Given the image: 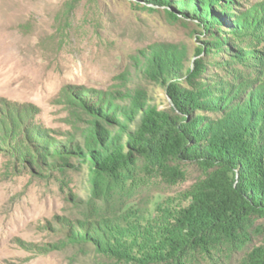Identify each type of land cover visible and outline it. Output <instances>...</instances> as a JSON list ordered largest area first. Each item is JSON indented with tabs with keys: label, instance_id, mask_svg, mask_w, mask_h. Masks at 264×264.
Wrapping results in <instances>:
<instances>
[{
	"label": "rangeland",
	"instance_id": "1",
	"mask_svg": "<svg viewBox=\"0 0 264 264\" xmlns=\"http://www.w3.org/2000/svg\"><path fill=\"white\" fill-rule=\"evenodd\" d=\"M15 3L21 23L5 29L4 10ZM230 8L250 24L255 16L256 27L233 38L228 66L204 62L203 85L221 96L236 90L264 99V0H233ZM202 29L134 0H0V264H143L144 230L161 215L156 205L182 203L197 168L184 166L187 180L176 184L143 173L148 178H120L95 190L75 155L94 119L114 125L105 115L112 118L119 104L132 102L136 87L159 110L170 109L166 88L138 68L149 53L169 56L186 47L193 55L206 38ZM120 212L141 221L130 226L134 257L88 260L91 248L74 241L86 233L73 219L115 223Z\"/></svg>",
	"mask_w": 264,
	"mask_h": 264
},
{
	"label": "trees",
	"instance_id": "2",
	"mask_svg": "<svg viewBox=\"0 0 264 264\" xmlns=\"http://www.w3.org/2000/svg\"><path fill=\"white\" fill-rule=\"evenodd\" d=\"M140 1L144 3L136 6H164L171 20L196 23L206 36L200 39L203 46L196 44L193 55L179 47L169 56H144L140 74L166 88L170 109L159 110L149 92L136 87L132 102L119 104L112 118L105 115L114 125L94 119L96 124L87 128L75 155L77 167L87 166L95 190L120 178H148L144 174L176 184L187 180L184 166L197 168L182 203L156 205L161 215L154 227L144 230L138 257L143 264H264V112L259 113L264 99L236 90L221 96L202 81L204 62L228 66L236 53L233 38L256 27L257 19L249 17L255 20L250 24L248 17L238 18L230 8L233 0ZM121 214L115 223L73 219L86 233L74 241L91 248L88 260L134 257L130 226L141 221ZM151 238L156 241L146 251Z\"/></svg>",
	"mask_w": 264,
	"mask_h": 264
},
{
	"label": "bare ground",
	"instance_id": "3",
	"mask_svg": "<svg viewBox=\"0 0 264 264\" xmlns=\"http://www.w3.org/2000/svg\"><path fill=\"white\" fill-rule=\"evenodd\" d=\"M18 10V3L13 4L12 6L7 7L4 12H8L4 17V20L2 22V25L5 29H12L17 27L21 22H20V17L19 15H14L15 11ZM22 20V19H21Z\"/></svg>",
	"mask_w": 264,
	"mask_h": 264
},
{
	"label": "water",
	"instance_id": "4",
	"mask_svg": "<svg viewBox=\"0 0 264 264\" xmlns=\"http://www.w3.org/2000/svg\"><path fill=\"white\" fill-rule=\"evenodd\" d=\"M134 2H136V3H144V2H142V1H140V0H134ZM148 6H152V7H154L153 5H151V4H148ZM161 11V12H163L167 17H168V14H167V12L166 11H164V9L163 8H161V9H159L157 6L155 7V9L154 10H150V11Z\"/></svg>",
	"mask_w": 264,
	"mask_h": 264
}]
</instances>
